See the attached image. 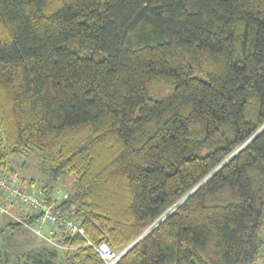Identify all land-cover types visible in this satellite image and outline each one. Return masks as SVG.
<instances>
[{"label": "trees", "instance_id": "16d2710c", "mask_svg": "<svg viewBox=\"0 0 264 264\" xmlns=\"http://www.w3.org/2000/svg\"><path fill=\"white\" fill-rule=\"evenodd\" d=\"M30 150L46 193L74 176L54 210L92 242L117 252L144 233L115 264H255L264 0H0V173ZM57 234L75 248L63 264H103Z\"/></svg>", "mask_w": 264, "mask_h": 264}, {"label": "rangeland", "instance_id": "374dc122", "mask_svg": "<svg viewBox=\"0 0 264 264\" xmlns=\"http://www.w3.org/2000/svg\"><path fill=\"white\" fill-rule=\"evenodd\" d=\"M166 90L152 89L150 96L160 97ZM9 164L11 169L6 176L18 185H27L30 181H33V188L39 189L47 181V167L35 150L11 157ZM73 180L74 176L70 175L58 182L56 190L53 189L51 193H48L49 190L46 189L47 193L51 194L53 198L58 197L59 199L63 193L68 194V192L72 191ZM28 214L29 211L26 208L0 197V250L4 260L8 261L9 264H16V262L17 264H34L32 260L30 261V257L33 255L37 256V253L45 254L46 256L47 253L55 250L56 255L53 258V264H63L66 255L74 251L75 248L62 244L60 237L63 235L57 234L54 237H50L45 233L46 228L43 234L36 233L35 226L24 220V217ZM8 222H18L21 227L11 228L8 226ZM262 239L263 247L260 252V258L255 264H264V230ZM122 251L123 249L119 252Z\"/></svg>", "mask_w": 264, "mask_h": 264}, {"label": "built area", "instance_id": "2783aa9c", "mask_svg": "<svg viewBox=\"0 0 264 264\" xmlns=\"http://www.w3.org/2000/svg\"><path fill=\"white\" fill-rule=\"evenodd\" d=\"M0 197L14 204L21 205L31 214H36V220L32 224L38 234H43L45 228V233L50 237L53 236L56 229L65 231L70 235L80 234L85 238V245L93 248L102 259L103 264H115L123 254L122 252L114 251L104 242L95 244L87 238L83 227L78 222L54 210L57 204L68 197L67 193H63L59 199L58 197L53 198L51 194L48 195L41 188L26 189L0 173ZM47 238L50 239L49 237Z\"/></svg>", "mask_w": 264, "mask_h": 264}, {"label": "water", "instance_id": "95a60500", "mask_svg": "<svg viewBox=\"0 0 264 264\" xmlns=\"http://www.w3.org/2000/svg\"><path fill=\"white\" fill-rule=\"evenodd\" d=\"M262 128V127H261ZM260 128V129H261ZM259 129V130H260ZM258 130V131H259ZM144 234H141L138 238H136L130 245H128L127 247H125L124 249H123V251H122V253H124V252H126L136 241H138L142 236H143Z\"/></svg>", "mask_w": 264, "mask_h": 264}, {"label": "crops", "instance_id": "0c3cea01", "mask_svg": "<svg viewBox=\"0 0 264 264\" xmlns=\"http://www.w3.org/2000/svg\"><path fill=\"white\" fill-rule=\"evenodd\" d=\"M30 182H32V185H33V181H30ZM30 184H31V183H30ZM32 185H31V186H32Z\"/></svg>", "mask_w": 264, "mask_h": 264}]
</instances>
